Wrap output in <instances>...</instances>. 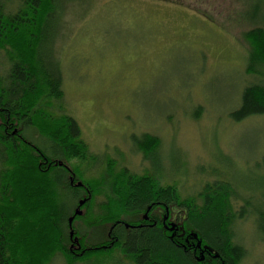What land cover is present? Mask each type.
I'll return each mask as SVG.
<instances>
[{
	"label": "trees",
	"instance_id": "obj_1",
	"mask_svg": "<svg viewBox=\"0 0 264 264\" xmlns=\"http://www.w3.org/2000/svg\"><path fill=\"white\" fill-rule=\"evenodd\" d=\"M73 1L0 0V264H51L59 256L64 264H241L247 249L235 241L234 225L253 215L264 237V191L254 213L248 198L234 206L240 197L225 179L184 196L155 173L117 168L112 160L103 176L85 178L82 164L98 155L66 113L55 56ZM251 19L263 23L244 33L246 72L257 80L244 87L235 122L264 115V17ZM26 127L43 144L28 138ZM133 139L146 160L157 159V136ZM260 164L264 170V156Z\"/></svg>",
	"mask_w": 264,
	"mask_h": 264
},
{
	"label": "rangeland",
	"instance_id": "obj_2",
	"mask_svg": "<svg viewBox=\"0 0 264 264\" xmlns=\"http://www.w3.org/2000/svg\"><path fill=\"white\" fill-rule=\"evenodd\" d=\"M70 4L55 56L64 76L66 113L98 155L94 163L82 164L85 178H100L112 160L117 168L155 173L184 196L225 179L240 197L233 201L236 208L245 197L254 213L261 210L264 115L235 122L231 113L244 87L257 80L246 72L250 45L244 33L263 25L251 17H264V0ZM4 59L0 52V63ZM25 132L43 144L34 128ZM145 133L161 141L157 159L146 160L136 147L133 136ZM81 223L76 225L85 233ZM234 232L247 249L241 264H264V237L254 216L238 219ZM51 264L64 260L59 256Z\"/></svg>",
	"mask_w": 264,
	"mask_h": 264
},
{
	"label": "water",
	"instance_id": "obj_3",
	"mask_svg": "<svg viewBox=\"0 0 264 264\" xmlns=\"http://www.w3.org/2000/svg\"><path fill=\"white\" fill-rule=\"evenodd\" d=\"M79 185H82V183H79ZM85 200H82V201H80V205H83V204H85ZM76 214L77 215H82L83 214V211L82 210H80V209H77L76 210ZM72 222H73V218H70V225L72 224ZM73 231L71 232V234L73 235Z\"/></svg>",
	"mask_w": 264,
	"mask_h": 264
}]
</instances>
